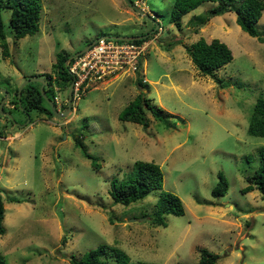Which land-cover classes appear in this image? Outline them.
Returning a JSON list of instances; mask_svg holds the SVG:
<instances>
[{
	"label": "rangeland",
	"instance_id": "rangeland-1",
	"mask_svg": "<svg viewBox=\"0 0 264 264\" xmlns=\"http://www.w3.org/2000/svg\"><path fill=\"white\" fill-rule=\"evenodd\" d=\"M173 3L41 0L39 29L20 38L9 32L10 9L2 11L9 52L3 55L0 46V102L5 89L3 111L11 116L0 111V193L20 199L3 200L5 264H71V255L80 257L102 242L124 250L128 264H196L201 248L218 253L214 264H264V193L241 192L264 146V136L247 130L256 98L264 97V40L244 31L233 10L198 24L194 16L206 15L215 5L211 1L184 14L177 27L169 19ZM156 23L161 28L146 36L156 34L140 69L90 84L67 114L26 113L14 106L15 90L25 78L45 79L43 73L50 72L48 94L57 96L55 104L63 109L69 85L60 87L55 78L58 51L70 56L98 36L144 34ZM256 27L264 37V9ZM199 36L209 43L217 38L231 49L232 59L213 75L201 74L186 52L185 45ZM140 91L165 121L149 109L146 128L118 118ZM77 135L96 155L98 168L75 144ZM138 159L158 163L162 188L183 202L184 213L165 214L166 225L151 221L161 189L127 205L109 193L110 180L123 181ZM220 170L228 189L213 196Z\"/></svg>",
	"mask_w": 264,
	"mask_h": 264
},
{
	"label": "trees",
	"instance_id": "trees-1",
	"mask_svg": "<svg viewBox=\"0 0 264 264\" xmlns=\"http://www.w3.org/2000/svg\"><path fill=\"white\" fill-rule=\"evenodd\" d=\"M205 1L215 2V5L207 10L206 15L197 14L194 16L198 20V24H203L210 16L224 13L229 10L235 12L236 22L240 27L250 35L257 36L264 40V37L259 35L256 27V22L262 14L264 4L262 0H174L169 19L173 21L177 27L181 25V17L187 12L198 7ZM41 0H0V46L2 47L3 55H8V43L6 40L7 30L2 17L4 9H10L9 16V32L15 37L20 38L26 34H33L39 29V18L41 11ZM137 35V34H136ZM141 39H134L140 41ZM92 40H89V42ZM168 43L167 48L169 49ZM186 52L191 57V60L196 65L201 74L213 75L214 71L220 66L229 62L233 55L230 47L223 41L213 39L210 43L204 37L199 36L190 44L185 45ZM71 55V54H70ZM69 54L61 50L57 52V59L53 64L55 78L60 87L70 85L73 76L69 72L68 64L65 60ZM71 61V60H70ZM69 61V62H70ZM68 62V63H69ZM141 66V62H140ZM45 77L44 90L47 95L51 92L52 74L50 72L43 73ZM36 82V83H35ZM142 79H137V84L142 86ZM39 81H29L21 89L18 97L16 88L14 96V106L18 104L21 110L28 113L32 109L51 115V109L47 101L42 97L39 89ZM52 99L54 96H50ZM18 100L20 101L18 103ZM145 109H149L155 118L165 121L161 109L150 102L144 92L140 91L132 100H130L118 113V118L121 120H129L140 123L144 128L149 125V119L145 114ZM247 130L250 134L264 136V97L258 96L252 107ZM75 144L79 145L83 154L91 160L92 165L98 168L96 155L90 153L85 147L79 135L75 137ZM260 163L252 174L246 175L248 183L241 187V192L245 193L254 188L264 193V146L259 147L258 151ZM164 175L160 165L154 161L135 160L130 173L123 181H118L117 178L110 180L109 193L114 202L129 204L145 197L153 189H161L155 201V211L151 214V221L155 224L166 225L165 214H183L184 205L181 198L170 190L163 189ZM228 189V179L223 171H218V180L213 186L211 193L213 196H221ZM4 198L9 201H20L17 196H5L0 193V234L6 231L3 220L5 216ZM218 253L212 252L206 248L200 249V257L196 264H214L218 258ZM113 258L115 264H128L129 255L121 248L102 242L96 247L86 250L80 257L71 255L69 257L71 264H107L108 259ZM0 264H5L3 254H0ZM135 264H157L152 261L138 260Z\"/></svg>",
	"mask_w": 264,
	"mask_h": 264
},
{
	"label": "built area",
	"instance_id": "built-area-1",
	"mask_svg": "<svg viewBox=\"0 0 264 264\" xmlns=\"http://www.w3.org/2000/svg\"><path fill=\"white\" fill-rule=\"evenodd\" d=\"M157 28L160 29L161 26L158 24ZM154 35L140 41L96 37L85 51L67 63L69 72L73 76V103H76L80 96L86 92L88 86L97 80L107 75L139 70L141 67L140 58L147 51V46L155 37ZM53 100L58 105L60 104L57 96H54Z\"/></svg>",
	"mask_w": 264,
	"mask_h": 264
},
{
	"label": "water",
	"instance_id": "water-1",
	"mask_svg": "<svg viewBox=\"0 0 264 264\" xmlns=\"http://www.w3.org/2000/svg\"><path fill=\"white\" fill-rule=\"evenodd\" d=\"M157 24L158 23H156V25L153 27V29L147 31L144 34H139V35L138 34L137 35H135V34H104V35H101V36L112 37V38L120 39V40H134V39L146 38V36H148L150 34V32L153 31L157 27ZM93 42H94V39L92 41H90L89 43H87L84 47L80 48L75 53L70 55L65 60V64H67V62L69 61V59H71V57L76 56V55L82 53L83 51H85ZM33 80H36V81L40 82L39 89H40V92L42 94V97L47 101V103L50 106L51 111L54 113L55 116L61 117V116L65 115V114H67L70 111V109L72 107V102H71V98H72V82L70 83L69 88H68L66 106L63 109L59 110L57 108V106L55 105L54 101L52 100V98L50 96H48L46 91L44 90L45 79L42 78V77H39V76H32V77L25 78L22 81L21 85L18 87V97L20 95L22 87L27 82L33 81ZM1 90L5 93V95H4V97L2 98V100L0 102V111H1V113H4L5 115L11 116L9 112L3 111V104L8 100L9 93L5 89H1Z\"/></svg>",
	"mask_w": 264,
	"mask_h": 264
},
{
	"label": "clouds",
	"instance_id": "clouds-1",
	"mask_svg": "<svg viewBox=\"0 0 264 264\" xmlns=\"http://www.w3.org/2000/svg\"><path fill=\"white\" fill-rule=\"evenodd\" d=\"M158 25V24H157ZM147 38V37H146ZM53 100V99H52ZM54 101V100H53ZM71 102H72V98H71ZM55 103V102H54ZM56 105V104H55ZM57 106V105H56ZM58 108V107H57ZM59 109V108H58Z\"/></svg>",
	"mask_w": 264,
	"mask_h": 264
},
{
	"label": "flooded vegetation",
	"instance_id": "flooded-vegetation-1",
	"mask_svg": "<svg viewBox=\"0 0 264 264\" xmlns=\"http://www.w3.org/2000/svg\"><path fill=\"white\" fill-rule=\"evenodd\" d=\"M66 101H67V97H66Z\"/></svg>",
	"mask_w": 264,
	"mask_h": 264
}]
</instances>
